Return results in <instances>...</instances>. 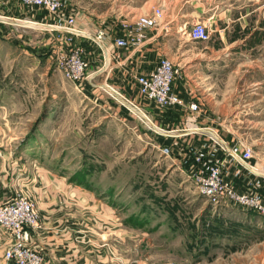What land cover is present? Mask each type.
Wrapping results in <instances>:
<instances>
[{"label": "rangeland", "instance_id": "obj_1", "mask_svg": "<svg viewBox=\"0 0 264 264\" xmlns=\"http://www.w3.org/2000/svg\"><path fill=\"white\" fill-rule=\"evenodd\" d=\"M76 1L106 12L111 20L120 15L130 20L140 14L129 13L134 0ZM168 3L158 0L155 4L164 10L165 17L172 15ZM150 5H146L148 9ZM143 12L150 13L145 7ZM194 16L191 21L202 20ZM3 20L8 22L4 25L9 34L0 36V186L7 182L14 188V195L4 201L24 194V187L38 182L41 168L64 183L78 185L84 192L89 190L94 200L101 201L106 237L95 243L96 262L264 264V216L241 207L214 206L201 195L178 155L185 141L168 143L172 151L170 155L163 153L166 144L162 143V134L171 132V127L164 130L139 100L131 98L136 108L124 92L125 97L119 94L117 86L105 82L103 70L93 82L104 87L99 90L106 96V106L90 103L83 89L76 88L57 66L60 53L50 41V27L43 29V25L25 18ZM191 42L188 49L196 53L208 46L206 42ZM161 46L174 50V59L166 54L161 57L177 64L180 74L190 65L192 72L196 70L195 62L191 63L195 56L188 63L186 56L178 54V46L167 39ZM235 51L241 54L234 60L225 64L212 61L203 68L208 86L215 91L213 100L218 103L213 107L203 100L194 124L201 128L211 125L197 120L205 112L217 117L219 133L230 138L226 140L230 144H251L258 164L251 163L256 171L264 172V110H248L241 102L238 109L230 108L238 90L239 100L245 101L246 87L264 84V60L249 59L247 46ZM90 67L91 73L102 69L103 61L90 60ZM195 91L203 95V88ZM205 152L215 157L214 149L209 147ZM192 162L194 166L193 156ZM6 172L11 176L2 182Z\"/></svg>", "mask_w": 264, "mask_h": 264}, {"label": "crops", "instance_id": "obj_2", "mask_svg": "<svg viewBox=\"0 0 264 264\" xmlns=\"http://www.w3.org/2000/svg\"><path fill=\"white\" fill-rule=\"evenodd\" d=\"M64 1L67 6L63 13H73L76 17V26L82 31V36L76 38V43H81L86 48L91 62L93 60L103 61V68L99 69L104 72L105 82L113 83L114 87L117 86L120 93L117 92L123 97L127 96L125 98L136 108L138 106L133 102L139 100L164 130L171 127V132L162 134L163 144L166 146L168 143L174 145L173 143H176L178 139L185 141V148H181L180 153H178L185 166V172L191 171L193 152L197 150L206 151L210 147L214 149L215 157L229 161L228 148L234 143L227 142L226 150L212 143L214 136L221 137L225 141L228 138L219 133L220 123L216 121L217 117L213 118L209 113H202L197 119L199 123L214 126L202 127L199 131L183 130L186 123V112L181 108L162 111L145 102L138 92L135 75L138 72L152 70L164 54L174 59V50H164L161 46L162 41L167 39L168 43L178 46V54L183 57L186 56L185 60L188 63L192 55L196 57L195 60H191V63L195 62V66H193L196 70L192 72L191 65L183 68V73L174 81L175 91L187 101L198 100L203 107V100L207 99V102L210 101L211 106L215 107V103H218V101L213 100L215 91L208 86L207 74L203 68L212 61L225 64L228 60H234L241 53L239 51L233 52V50H239L243 46L248 48L249 59L257 61L262 58L264 60V0H168L167 9L172 15L166 17L164 15L161 24L149 33V39L140 48L134 50L117 48L114 44V37L117 33L127 35V30L123 29L122 23H134L139 16L145 13H142L143 7L147 12H151L154 7L158 6L155 5L158 0H134V3L128 7L129 13L139 12L140 14L134 15L130 20L126 18L128 16L122 18L121 15L116 16L115 20H111L109 17L106 18V12L86 8L76 0ZM151 3L150 9H148L146 5ZM122 13L124 11L120 12V14ZM194 13L198 17H202V20L191 21L195 17ZM0 15L3 16L0 18L2 19L0 20V36L2 37H5L6 33L9 34V28L6 27L8 22L4 21V18L29 19L43 25V29L57 21L55 16L44 9L26 10L17 0H0ZM198 22L205 23L212 35L210 40L206 42L208 46L204 48L205 52L196 53L192 52L193 50L190 48L188 49V41L191 40V43L202 42L189 38L190 28ZM104 28H106L108 36L102 42L105 48L101 47L102 50H99L96 35L100 29ZM51 32L50 41L52 45L56 44L55 47L60 51L66 34L63 30H51ZM165 35L166 37H164ZM171 37L172 42L170 41ZM91 67L93 66L91 65ZM89 73L90 76L83 86V95L95 106L105 107L106 96L99 90V88L104 89V87H98L93 82L98 72ZM110 87V89L116 90L112 86ZM195 88H203V95L198 96ZM246 89L245 101L244 99L239 100V90L236 89L238 90L237 99L233 100L232 97L230 108L238 109L241 102L242 107L245 106L248 110H264V84L248 86ZM117 92L113 93L119 96ZM122 92L125 93V96ZM132 97H134V101H132ZM241 98L244 97L241 95ZM244 102H246L245 105ZM136 108L135 111L138 112ZM262 118L264 119V114ZM212 127L216 129L214 130ZM242 145L253 147L251 144ZM253 152L254 156L255 151ZM257 157L254 156L250 163L257 161ZM256 163L258 164V161ZM238 169H241V172L236 175ZM225 171L227 180H231L236 188L240 190L254 188L264 195V172L250 169L247 165L241 166L234 160L228 162ZM6 173L2 182L11 176L9 172ZM37 173L40 180L23 189L26 194L36 199L38 206L39 225L32 231L31 239L32 244L43 255V264H106L105 261L96 262L93 258V249H96L95 243L103 242L104 237H106L104 227L106 215L102 213L103 210L101 211L103 208L101 201L94 200V196L89 190L86 189L84 192L78 185L64 183L49 171L38 168ZM13 191V184L10 185L6 182L1 185L0 201L2 202L4 198L14 195ZM2 245L0 242L1 258ZM0 264H4L3 259H1Z\"/></svg>", "mask_w": 264, "mask_h": 264}, {"label": "built area", "instance_id": "obj_3", "mask_svg": "<svg viewBox=\"0 0 264 264\" xmlns=\"http://www.w3.org/2000/svg\"><path fill=\"white\" fill-rule=\"evenodd\" d=\"M28 10L44 9L56 17V22L49 25L52 31L65 32V44L59 51L57 66L63 69L65 76L70 79L76 88L83 89L90 73V59L86 48L76 43V38L82 36V31L76 26V17L73 13H63L66 10L64 0H17ZM164 17V10L154 8L150 13L138 17L134 23L123 22V29L127 35L116 34L114 44L120 49L140 48L149 38V33L158 27ZM0 18L3 16L0 15ZM38 23L32 20H26ZM198 31V27H200ZM212 35L211 30L203 22L193 24L189 30L192 40L207 42ZM108 34L106 28L100 29L96 35L99 50H102L103 41ZM95 70L94 72H99ZM180 76V68L168 57H161L158 64L148 71L138 72L135 75L140 96L148 104L162 111L181 108L186 112L185 122L187 131H196L201 127L194 124L201 112V103L198 100L187 101L174 89V81ZM189 124L192 127H189ZM154 125V123H153ZM196 126V127H193ZM155 126V125H154ZM198 126V127H197ZM156 127V126H155ZM214 144L227 149V141L221 137L212 138ZM229 161L209 156L203 150L194 152V166L190 171L198 192L208 198L214 206L226 205L253 210L264 216V195L257 189L240 190L231 180L225 178V167L228 162L255 167L250 163L253 158V149L250 146L234 144L228 148ZM171 147L165 146L163 153L170 155ZM241 169L236 171L239 175ZM39 211L36 201L28 194H18L10 200L0 203V242H2L4 264H43V255L32 244V231L39 225Z\"/></svg>", "mask_w": 264, "mask_h": 264}]
</instances>
